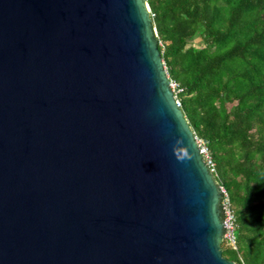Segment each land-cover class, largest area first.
<instances>
[{
  "label": "water",
  "instance_id": "water-1",
  "mask_svg": "<svg viewBox=\"0 0 264 264\" xmlns=\"http://www.w3.org/2000/svg\"><path fill=\"white\" fill-rule=\"evenodd\" d=\"M147 0H0V264H237Z\"/></svg>",
  "mask_w": 264,
  "mask_h": 264
},
{
  "label": "trees",
  "instance_id": "trees-1",
  "mask_svg": "<svg viewBox=\"0 0 264 264\" xmlns=\"http://www.w3.org/2000/svg\"><path fill=\"white\" fill-rule=\"evenodd\" d=\"M147 1L181 109L233 207L237 247L222 243L223 255L264 264V0Z\"/></svg>",
  "mask_w": 264,
  "mask_h": 264
},
{
  "label": "built area",
  "instance_id": "built-area-1",
  "mask_svg": "<svg viewBox=\"0 0 264 264\" xmlns=\"http://www.w3.org/2000/svg\"><path fill=\"white\" fill-rule=\"evenodd\" d=\"M149 10H150L151 17L153 18L154 14L151 12L150 6H149ZM170 86L174 90L177 103L180 105V101L177 97V92L180 90V88L177 82H175L174 80L170 78ZM196 140H197V143L200 149V153L202 154L204 158V161L206 162L210 171L213 173L214 164L211 160V156L209 154L206 143L203 140L199 139L197 136H196ZM218 187H219L220 194H221L219 207H220V212L222 215V223L224 224L223 225V243H225L227 246L236 248L237 247L236 235H235L236 220H235V214L233 211V207L230 202L229 195L226 189L222 185H218Z\"/></svg>",
  "mask_w": 264,
  "mask_h": 264
},
{
  "label": "rangeland",
  "instance_id": "rangeland-1",
  "mask_svg": "<svg viewBox=\"0 0 264 264\" xmlns=\"http://www.w3.org/2000/svg\"><path fill=\"white\" fill-rule=\"evenodd\" d=\"M193 43L196 45V46H199L200 45V39L199 38H196Z\"/></svg>",
  "mask_w": 264,
  "mask_h": 264
}]
</instances>
